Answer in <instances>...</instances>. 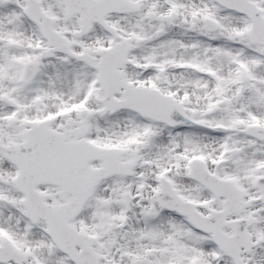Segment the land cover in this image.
<instances>
[{
	"label": "snow or ice",
	"instance_id": "obj_1",
	"mask_svg": "<svg viewBox=\"0 0 264 264\" xmlns=\"http://www.w3.org/2000/svg\"><path fill=\"white\" fill-rule=\"evenodd\" d=\"M0 264H264V0H0Z\"/></svg>",
	"mask_w": 264,
	"mask_h": 264
}]
</instances>
